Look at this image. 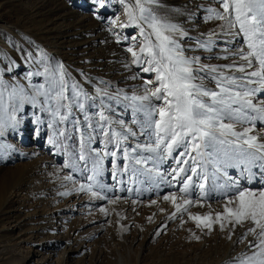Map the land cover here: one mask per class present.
<instances>
[{
    "label": "rangeland",
    "instance_id": "obj_1",
    "mask_svg": "<svg viewBox=\"0 0 264 264\" xmlns=\"http://www.w3.org/2000/svg\"><path fill=\"white\" fill-rule=\"evenodd\" d=\"M102 2L103 7L99 0H0V78L6 84L23 85L31 94L32 85L44 83V77L29 73L43 71L42 59L47 57L53 64L61 62L92 94L96 86L104 87L101 80L112 86L109 91L119 88L129 95L133 90L141 94L140 86L149 79L154 81L155 73L143 72V65L133 64L127 52L128 47L138 51L143 40L139 26H122L128 22L129 0L124 4L120 0ZM209 5L220 7L215 0H159L149 7L188 33L177 37L187 56H199L201 63L208 65L230 64L233 57L229 53L241 46V38L229 46L231 38L225 37L219 27L223 21L205 19ZM213 30L216 36L212 50L196 47V39L206 40ZM226 55L228 59L223 58ZM205 83L215 87L209 81ZM16 115L18 129H8L0 137V143L10 146L0 149V264H231L254 239L248 236L238 242L250 224L234 230L231 225L221 230L219 224L206 229L197 227L189 217V212L202 216L211 212L215 216L223 210L226 197L210 190L211 165L208 198H202L195 187L200 179L193 176L188 198L200 199L201 203L189 205L188 212L171 218L175 206L163 197L175 193L177 202H181L179 197L184 195L178 191L182 185L171 175L177 167L172 158L156 164L160 175L138 172L133 176L131 161L120 158V151L116 158L105 157L104 171L96 177V184L104 188L94 185L93 191L99 195L93 196L87 190H77L80 184L91 183L87 176L92 173L83 170L85 162L78 159L79 133L71 123L50 127L51 113L28 103ZM75 115L83 121L78 110ZM117 115L131 124V109L122 114L117 107ZM57 127L70 138L54 136ZM253 134L264 140V122H256ZM145 139L139 137L140 141ZM136 143L130 139L127 145ZM91 147L113 150L112 145L105 149L100 137ZM125 165L129 171L122 172ZM134 167L151 169L153 162ZM240 171L228 169L242 186L264 188L259 175L248 184ZM66 176L72 180H66ZM65 192L68 195H61Z\"/></svg>",
    "mask_w": 264,
    "mask_h": 264
},
{
    "label": "snow or ice",
    "instance_id": "obj_2",
    "mask_svg": "<svg viewBox=\"0 0 264 264\" xmlns=\"http://www.w3.org/2000/svg\"><path fill=\"white\" fill-rule=\"evenodd\" d=\"M99 2L103 7L102 0ZM215 2L220 7L207 6L205 19L223 21L219 27L225 37L231 38L229 46L237 37L241 38V46L229 53L233 57L232 63L208 65L201 63L199 56H187L177 37L188 33L149 7L158 4L159 0H129L126 7L128 22L122 26H139L143 40L138 51L128 47L127 52L133 57V64L143 65V72L155 73L154 81L149 79L142 84L141 94L133 90L129 95L119 88L109 91L112 86L101 80L99 83L104 87L96 86L92 94L71 77L61 62L53 64L44 57L43 71L29 73L44 77V83L32 85L31 94L23 85L6 84L0 78V137L8 129H18L20 121L16 114L25 103L39 105L41 111L50 112V127L70 122L79 133L78 159L85 162L83 170L92 173L87 176L91 183L80 184L77 190H87L93 196L99 195L93 191L94 185L104 188V185L96 184V177L104 171L105 157L116 158L120 151V158L131 161L133 176L138 172L160 175L156 164L172 158L177 167L172 169L171 175L182 185L178 191L184 195L179 197L181 202H177L175 193L163 197L175 206L171 218H175L176 213L188 212L189 205L201 203L200 199L188 198L194 185L193 176L200 179L195 187L202 198H208L206 184L211 165L213 184L210 190L226 197L223 210L215 216L211 212L203 216L189 212V217L197 227L206 229L219 224L221 230L226 225H231L234 230L236 226L250 224L238 242H244L248 236L254 239L248 242L247 251L235 257L231 264H264V188L254 190L242 186L240 180L228 172L229 168L240 169L246 183L251 184L257 175L264 183V140L253 134L256 122H264V0ZM120 3L124 4L125 0ZM214 36L215 30L208 33L206 40L197 38L196 47L210 52L215 44ZM223 58L228 59V56ZM86 79L92 83L91 79ZM153 84L154 87H148ZM117 107L122 114L131 109V124L123 115H117ZM92 109L96 111L90 114ZM77 110L83 114V121L75 115ZM69 117H72L71 121ZM53 134L65 136L59 127L54 128ZM141 136L146 139L140 141ZM97 137L102 138L105 149L112 145L113 150L92 148ZM69 138L65 136V139ZM130 139L137 141L135 146L127 145ZM6 147L10 146L0 143V149ZM148 161L153 162L151 169L142 171L134 167ZM127 171L129 167L125 165L122 172ZM65 179L72 180V177ZM218 180L223 182L217 183ZM101 210L107 212V209Z\"/></svg>",
    "mask_w": 264,
    "mask_h": 264
},
{
    "label": "bare ground",
    "instance_id": "obj_3",
    "mask_svg": "<svg viewBox=\"0 0 264 264\" xmlns=\"http://www.w3.org/2000/svg\"><path fill=\"white\" fill-rule=\"evenodd\" d=\"M180 22V21H179ZM194 24V23H193Z\"/></svg>",
    "mask_w": 264,
    "mask_h": 264
}]
</instances>
